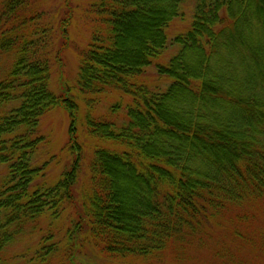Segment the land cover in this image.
I'll list each match as a JSON object with an SVG mask.
<instances>
[{
	"label": "trees",
	"instance_id": "trees-1",
	"mask_svg": "<svg viewBox=\"0 0 264 264\" xmlns=\"http://www.w3.org/2000/svg\"><path fill=\"white\" fill-rule=\"evenodd\" d=\"M74 1L63 0L67 29ZM80 1L91 37L79 52L76 94L65 99L50 80L68 33H56L60 22L45 13L46 0H0V104L15 103L0 115V165L8 170L0 182V249L45 209L68 203L78 207L74 239L86 233L82 244L115 264L210 248L224 263L264 264L263 224L254 227L261 240L250 228L217 236L213 224L229 212L243 216L246 204L254 211L244 217L264 212V0H195L191 27L175 37L179 51L158 64L162 89L142 75L164 53L186 0ZM107 94L116 103L93 115ZM59 104L82 117L96 142L86 187L78 184L83 145L74 119L70 170L55 185L33 183L39 124ZM74 253L67 247L70 264Z\"/></svg>",
	"mask_w": 264,
	"mask_h": 264
},
{
	"label": "rangeland",
	"instance_id": "rangeland-1",
	"mask_svg": "<svg viewBox=\"0 0 264 264\" xmlns=\"http://www.w3.org/2000/svg\"><path fill=\"white\" fill-rule=\"evenodd\" d=\"M195 2V0H186V2H184L185 4H183L181 8L180 16L171 22L167 30L169 42L164 53L156 58L155 62L148 66L144 75H142L143 80L145 79L150 85L155 87L157 85L159 89L165 88L167 81L159 77L158 64L166 63L179 51L180 46L175 43V37L178 34L185 33L191 27ZM82 5H84L83 9L85 10V2H81L80 0L74 1L72 19L68 24V29L63 23L62 27L60 22L66 15V8L63 5V0H46L43 5L45 6L44 9L47 16H51L52 20L56 23L60 22L55 28L56 33L60 34L61 28L64 33H68L67 38L66 36L65 38L69 42L63 50L62 61L60 63L53 62L50 80L51 90L56 94L60 95V93L65 90V99H67L68 96L70 97L68 91H71L74 95L76 94L74 91L76 90L75 86L78 85L80 66L79 52L81 49L85 48L91 37L89 19L86 17ZM10 64V60H6L4 66L8 67ZM115 97L116 96L113 94H107V96L102 97L101 100L95 104V108L93 105H89L91 108L92 106L94 108L91 113L93 115H99L109 112L111 107L116 103ZM74 99L80 104L81 113L88 111L89 107L82 103L80 96L76 95ZM89 102L92 101H88V103ZM14 104L15 103L0 104V115L10 111ZM74 115L75 116L71 118L70 112L66 107L63 104H59L49 110L41 118L39 132L41 136H43V141L39 144V148L32 158L33 165L40 168V173L35 177L34 184L42 185L45 183L48 186L55 185L70 170L73 156L71 152L68 151V146L69 130L72 119H74L73 129L78 134L79 143L83 145L80 151L82 158H80L79 164H81L82 170H80L81 168L79 169L81 172L78 177V184L84 187L88 184V164L92 156L93 145L96 142L88 138L85 133L83 122H81L82 117L78 119L76 117L77 114L75 113ZM7 171L6 166L0 165V182ZM78 206L82 207L81 200L78 201ZM77 208L76 206L65 203L64 206H59V209L57 208L56 210L45 209L37 218L30 220L26 226L23 227V231L20 234H18L19 232L15 233L12 240L0 249V264H70L65 257L67 247H74L75 261L73 264H115L107 258L98 256L91 244L87 242L82 244L81 240L84 239L86 233L81 232V235L76 238L78 241L76 243V239L74 238L79 235H75L76 230L79 229V227L76 226V221L78 220ZM250 210L254 211V207L246 204L240 208V213L245 215ZM231 213L232 216L236 215L234 212H229V214ZM259 213L264 214L262 210H257L254 214L245 216L252 226L245 221L244 215L238 218H234L228 214L221 216L213 222L214 230L218 232L216 233L217 236L218 234H224L225 237H227L225 232L230 229H252L248 231V233L253 234L258 240H261V236L254 228L257 224L264 225V215ZM51 234H53L52 238L49 237L47 240V237ZM45 242L46 246L44 245ZM43 245L45 248H43ZM252 245L255 246L257 243L253 242ZM48 249L50 250L49 257L39 258V256H41L42 253H46ZM57 249L58 252H56ZM208 250L209 251L205 252H208L209 255H204L205 252L201 253L202 250L195 249L193 250L195 254L192 256L182 255L180 258L175 256L178 260L169 256H167L165 260H162L163 258L154 257V255H152L148 257V259L137 258V261L132 259L130 264H230L224 263L219 257H216L212 248ZM238 251L247 253V251L242 248H238ZM261 252L264 256V251ZM168 253L173 256V252L169 251ZM52 254L53 256H51Z\"/></svg>",
	"mask_w": 264,
	"mask_h": 264
}]
</instances>
